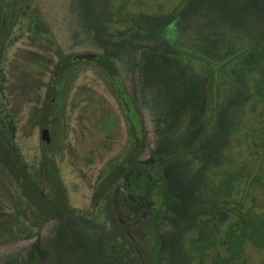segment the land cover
Returning a JSON list of instances; mask_svg holds the SVG:
<instances>
[{"label": "rangeland", "instance_id": "rangeland-1", "mask_svg": "<svg viewBox=\"0 0 264 264\" xmlns=\"http://www.w3.org/2000/svg\"><path fill=\"white\" fill-rule=\"evenodd\" d=\"M0 29L6 78L0 106L16 120L20 154L47 197L83 212L67 228L47 222L30 240H22L31 230L20 222L11 229L16 240L0 243V264L32 260L36 242L43 264H104L113 236V246L127 250L131 264H155L139 240V223L154 214L152 205L159 208L166 192L180 205L209 198L231 201L246 191L243 184L244 192H236L234 183H252L257 188L253 202L263 207L264 59L256 58L264 46L254 50L253 45L264 43V0H0ZM57 49L107 56L124 85L117 79L108 83L101 60H81L69 94L46 108L58 121L49 125L40 111ZM47 130L49 147L41 140ZM144 138L142 160L152 161L150 166H141L136 157ZM44 161L56 165L55 173L42 168ZM164 164L165 170L160 168ZM197 170L202 172L198 179ZM161 172L166 187L155 174ZM144 175L157 183L149 191L138 187ZM12 188L0 164V228L13 209ZM245 204L250 207V201ZM237 219L231 212L217 236L227 237L224 232ZM187 223L186 218L161 223L160 233L166 235L159 264H264V248L247 242L236 250L233 240L222 244L213 234L199 242L194 238L200 230L190 232ZM177 228L181 241L175 238ZM71 230L84 234V242H75ZM148 237L156 254L155 239L151 233Z\"/></svg>", "mask_w": 264, "mask_h": 264}, {"label": "trees", "instance_id": "trees-1", "mask_svg": "<svg viewBox=\"0 0 264 264\" xmlns=\"http://www.w3.org/2000/svg\"><path fill=\"white\" fill-rule=\"evenodd\" d=\"M220 29L221 28H219V30ZM226 29H228V27H226ZM13 41L15 40H12L11 44L13 43ZM227 46H230L231 49L232 44L228 43ZM260 46L261 47L264 46V43L258 44L257 42V44L255 43L253 45V48L255 50ZM0 53H1V49H0ZM55 54L58 56V60L53 65V69H51L52 76L50 78V81L47 84H45V87H47L46 99H45L44 107L40 111L41 118L46 122V124L49 125L56 124L58 121L55 120L54 113L47 112L48 109L46 110V108H49V106L60 103V101L63 100L64 95L67 96L69 94L70 88L72 87L74 80L76 79V76L78 75L82 67V66L80 67L79 65V62L81 60L76 58L77 54L74 53L64 54L61 50L58 49L55 51ZM259 58L264 59V50H263V54H260L256 59ZM99 60H101L100 69L102 70L106 80L108 79L107 80L108 83H110L109 79H114V81L117 79L118 85H124L120 71L116 67L115 63L105 55H98L95 58L94 62ZM83 61L86 64L90 63L87 60H83ZM94 64H98V63H94ZM4 80L6 81L4 74V67L0 65V88L3 86ZM25 84L30 86L27 83V80L25 81ZM110 89H112L113 94L116 93L118 96L121 95L120 92L118 93L116 92L117 88H112L110 86ZM231 100H233L232 92L228 97V101L231 102ZM220 108L222 107L217 108V110H219ZM0 109H1L0 112L2 114L1 123L6 130V133L0 134V164L7 169V179L10 181V183H13L14 186V189L12 188L14 192L11 202L13 209L11 211L8 210L9 213L7 212V223H3V225H1L2 227L0 228V243L2 242L10 243L16 240V238L12 236L13 234L11 233L12 232L11 229H17L20 226V222L22 223V221L24 222V224H28L27 226H29V229L27 230L28 231L31 230L30 233L27 232L23 234L22 240L25 239L30 240L39 237L43 231L45 224L50 221H58L59 227L67 228L69 222H71L74 219L73 217H78L83 212L77 211L74 208L72 209L70 205H68L67 208L64 209L62 205L58 203V201H55L47 197L45 191L39 186V182H38L39 179H35L36 176L31 173L28 163L24 160L22 154H20V150L15 141L17 134V124L14 116L8 110L6 111V107L4 106V104L0 106ZM64 115L65 113H63V116ZM214 116L216 119L217 118L216 114ZM208 126L210 127L211 124H209ZM144 128H145V122H144ZM146 133L147 132L145 129V134ZM203 136L204 134L198 139L197 142L202 140ZM145 141H146L145 138L140 140L139 146L141 152L136 157H138V160H140L141 158V161H139V164H141V166H146V165L150 166V164H152V161L142 160V156H143L142 153L144 151L143 148L145 145ZM197 142H195L194 145L197 144ZM194 145L192 147L187 146V148L188 149L193 148ZM47 147H49V144ZM201 147L202 149H204L203 142L201 144ZM194 157L199 158L202 161L201 165H203V160L200 156L194 155ZM158 160L159 158H157L155 164H158ZM48 165H49L48 168L49 170L47 169ZM137 166L140 167V165ZM158 166L160 165L158 164ZM165 166L166 164H164L160 168H163V170H165ZM43 167L45 170H47L48 173L50 172L55 173L56 171V165L51 161H47V162L44 161L42 168ZM195 172L198 174L196 178L197 179L201 178L200 175L202 176V172L198 170ZM135 173L138 176H140L139 172H135ZM155 174L158 176L161 175L162 177L161 181H163V183L162 182L161 183L165 184L164 186L166 187L167 182L163 173L161 172L160 174L157 173ZM138 176L136 177V179L138 178ZM234 179L235 181H238L240 179L238 174L235 173ZM59 183H61L60 187L63 189L62 181H60ZM153 184L156 185L157 183L154 182V180L152 181L151 177L148 180L146 176V180L144 179L141 180V185L138 187H140V191L145 189L151 190L150 186ZM243 184L246 185L244 187L245 189H243L244 191L246 190L243 196H241V198H235L234 200L231 201L227 198L226 199L220 198L218 202H213V200L209 198V200H198L190 204L185 203L180 205L179 202L177 201L175 202V200L172 199L170 194L166 192L165 201L160 204L159 208H155V204L154 206L152 205V210H154V214L151 215L149 219L139 223L141 225L140 230H138L139 240L141 243L146 244V250H147L146 252L149 251L150 255L154 256L155 264H159V260H160L159 248L162 244V241H164L163 238L166 235L160 233V225L163 221H165V219L166 220L171 219V221H173L176 218H186L188 223L185 229H190V232L191 231L193 232L194 230H196V228L200 230L196 238H194L196 241L199 242L206 235H209L210 238L211 234H213L216 236V239L219 238L218 240H220L222 244L231 243L230 240H233L234 241L233 245L236 247V250L242 249L243 245L247 242L256 244L257 246H260L259 248H264V198H262L263 207L261 206V208L258 209V207L253 202V199L256 198V196L254 195L256 193H254V191L257 188H255L252 185V183L250 184L234 183L236 192L239 191L241 194L242 192H244V191H240V188L243 186ZM15 188L17 191L21 193L20 195L24 199L23 201L19 200V196H18L19 194L16 193ZM14 194L16 195L18 194L17 195L18 197L16 198ZM140 195L141 197H143L142 192H140ZM245 200L250 201V207L246 206ZM233 204L234 207L232 206ZM246 207H247V211H245ZM68 212H72V214H68ZM168 212L169 213L171 212L172 214H174V216L171 215V217H169ZM231 212L234 215H236L237 218H239V221L237 219L236 221L238 222H236L233 225L232 224L229 225L228 229L224 232V234L227 233L226 234L227 237L225 235L223 237V234L217 236L218 231H221V229H219L221 225L225 224L224 222H228L231 219ZM204 219H206L205 222L203 221ZM134 221L135 220H131V221L128 220V222L126 221L125 222L127 224L130 223L131 225H133ZM117 223L120 224L118 221ZM149 224L152 226V229H149ZM212 227L217 230L215 232L209 231V229H212ZM207 230L209 232H207ZM62 231H64V229L59 230L58 231L59 233H57L55 236H58V234L60 235V232ZM138 231H136V233ZM179 231L181 230L177 228L175 232L176 233L175 238L181 241V239H183L184 236H181L182 233H179ZM70 233L73 236L75 242L76 241L84 242V238H83L84 234L80 235L76 230H71ZM149 233L152 234V237L155 239L156 245L158 247V250H156L155 252L156 254H154V252H151L152 247L150 246L149 241L147 242V240L149 239L151 240V238L148 237ZM51 239L47 244V249L51 248V244H50V241H52ZM115 239H116L115 236H113L112 239L109 238L111 244L110 251L112 254L110 255L109 260L107 261L106 264H110L112 263V261L113 262L119 261L120 264H131L133 261L132 258L128 256V253H126L127 250L122 249L121 251L118 252L116 250V247L113 246L115 245L113 244L114 241H116ZM102 240L105 242V244H107L106 238ZM37 246H38L37 242L34 243L32 246V260L30 261L24 260L19 263H11V264H43V260L39 254Z\"/></svg>", "mask_w": 264, "mask_h": 264}, {"label": "water", "instance_id": "water-1", "mask_svg": "<svg viewBox=\"0 0 264 264\" xmlns=\"http://www.w3.org/2000/svg\"><path fill=\"white\" fill-rule=\"evenodd\" d=\"M96 57H97V55H94V54H78L76 56V58H78L80 60H87V61H92ZM41 140H42V144L44 146L48 145L51 142V136H50V133L48 130L42 132Z\"/></svg>", "mask_w": 264, "mask_h": 264}, {"label": "flooded vegetation", "instance_id": "flooded-vegetation-1", "mask_svg": "<svg viewBox=\"0 0 264 264\" xmlns=\"http://www.w3.org/2000/svg\"><path fill=\"white\" fill-rule=\"evenodd\" d=\"M39 248H40V246H39V244H38V246H37L38 251H39ZM106 263H107V262H106ZM106 263H104V264H106Z\"/></svg>", "mask_w": 264, "mask_h": 264}]
</instances>
